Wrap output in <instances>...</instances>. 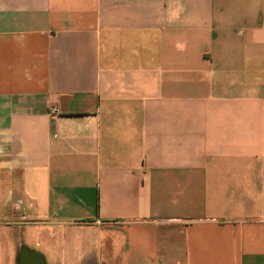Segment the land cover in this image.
<instances>
[{
  "label": "crops",
  "instance_id": "0c3cea01",
  "mask_svg": "<svg viewBox=\"0 0 264 264\" xmlns=\"http://www.w3.org/2000/svg\"><path fill=\"white\" fill-rule=\"evenodd\" d=\"M0 264H264V0H0Z\"/></svg>",
  "mask_w": 264,
  "mask_h": 264
}]
</instances>
